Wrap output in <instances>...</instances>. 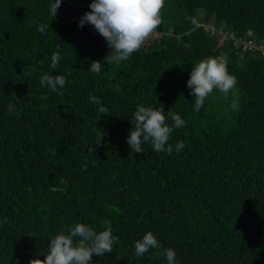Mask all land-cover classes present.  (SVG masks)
Instances as JSON below:
<instances>
[{"label":"trees","instance_id":"1","mask_svg":"<svg viewBox=\"0 0 264 264\" xmlns=\"http://www.w3.org/2000/svg\"><path fill=\"white\" fill-rule=\"evenodd\" d=\"M174 1L161 34L116 64L93 26L79 27L92 0H62L56 17L50 0H0V264L44 259L49 238L67 226L99 232L105 221L119 241L91 264H167L151 258L156 249L135 255L148 231L176 264H264V0ZM41 24L50 29L41 33ZM222 53L235 94L214 91L197 112L191 69ZM45 72L66 78L60 94L41 85ZM138 104L185 121L170 155L147 144L131 152Z\"/></svg>","mask_w":264,"mask_h":264},{"label":"clouds","instance_id":"2","mask_svg":"<svg viewBox=\"0 0 264 264\" xmlns=\"http://www.w3.org/2000/svg\"><path fill=\"white\" fill-rule=\"evenodd\" d=\"M61 2L62 0H50V15L56 17ZM164 6L165 0H92L89 4L90 11H86L79 19V27L82 28L85 24L93 26L111 49L105 59L119 64L139 51L149 37L157 32L164 22ZM190 19L193 24H196L194 18ZM48 29L50 27L46 24L38 27L41 33H45ZM60 59L58 52L52 54L53 69L57 68ZM228 63V55L222 53L215 57L208 56L192 67L187 86L194 97L195 111L199 112L203 108L205 100L214 91H219L225 97L235 94L233 90L237 86V80L230 74ZM101 67V61H92L89 71L99 73ZM40 83L60 94L59 89L65 87L66 78L63 75L54 76L45 72L40 76ZM92 102L100 103L95 97H92ZM236 106L237 102L233 100L231 107ZM15 107L12 102H9L8 111L14 112ZM98 111L108 114L105 107H100ZM169 118L172 120V125L167 123ZM133 120L127 143L130 145L131 152L134 153L145 152L144 145L147 144L156 153L167 152L170 155L173 147L169 144V140L174 129L185 126V121L178 114L171 111L165 114L163 107L153 108L139 104L133 113ZM105 134L103 130L98 129L94 144L99 146ZM184 147V142L178 141L175 150L179 152ZM90 151H95L93 146ZM3 222L7 223V220ZM105 224L108 226L99 232L85 223L78 222L67 226L66 231L61 230L49 238L48 251L43 254L45 258H33L29 264H91L93 254L103 256L106 252L111 253L113 245L119 241V236L113 235L110 223L105 221ZM134 249L137 257L144 256L150 249H156L152 259H160L163 256L167 264H176L175 251L171 248L163 249L151 231L146 232L142 239L135 242ZM16 264H19L18 260Z\"/></svg>","mask_w":264,"mask_h":264},{"label":"rangeland","instance_id":"3","mask_svg":"<svg viewBox=\"0 0 264 264\" xmlns=\"http://www.w3.org/2000/svg\"><path fill=\"white\" fill-rule=\"evenodd\" d=\"M171 1L170 0H165V6H164L163 9L170 10L171 12L178 11L177 10L178 2H176L174 0H171ZM169 3H171V5ZM179 10H180V13H181L182 12V9L179 8ZM160 34H161L160 31L157 30V32L155 34H153L151 37H158Z\"/></svg>","mask_w":264,"mask_h":264},{"label":"built area","instance_id":"4","mask_svg":"<svg viewBox=\"0 0 264 264\" xmlns=\"http://www.w3.org/2000/svg\"><path fill=\"white\" fill-rule=\"evenodd\" d=\"M227 34V33H226ZM225 37H229V38H232V39H234V36H233V34H230L229 33V35L227 36V35H225V34H223ZM238 42H239V40H237V41H234V44L235 45H238ZM251 47H253V45H252V42L251 41H243V48L244 49H246V48H251ZM259 49H261L263 52H264V49L262 48V46H260V47H258Z\"/></svg>","mask_w":264,"mask_h":264}]
</instances>
